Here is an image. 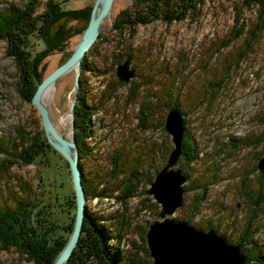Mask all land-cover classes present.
<instances>
[{
    "label": "rangeland",
    "instance_id": "1",
    "mask_svg": "<svg viewBox=\"0 0 264 264\" xmlns=\"http://www.w3.org/2000/svg\"><path fill=\"white\" fill-rule=\"evenodd\" d=\"M44 1L40 0L37 12L43 9ZM57 1L65 9L91 4V13L95 0ZM134 1H112L79 66L57 77L45 100L58 133L75 142L82 186L83 177L92 184L93 195L84 191V217L89 216L100 228L105 245L112 246L108 251L117 247L113 251L116 264H121L124 251L134 250L135 242L140 261L153 264L145 233L150 223L163 218L159 216L161 205L147 190L174 148L165 127L169 109L177 110L164 105L169 90L170 101L182 111L177 110L183 122L181 153L185 137L193 145L187 162L180 153L171 166L185 176L184 192L181 205L165 217L184 219L203 231L212 229L227 244H239L244 257L245 247L239 241L247 238L251 242L247 246L254 245L264 258V168L260 171L258 167L264 156V24L255 36L249 32L257 21L264 23V8L259 16L255 7L241 6V0H203L193 18L137 24L132 35L113 29V19ZM25 2L0 0V10L10 3L22 6ZM239 27L241 33L236 36ZM81 34L73 36L63 51H51L43 59L44 77L70 56ZM24 41L25 50L31 53L44 50L34 35ZM125 50L131 53L129 60L121 56ZM125 61L133 71L127 80L117 74L118 65ZM18 82L15 61L0 38V139L13 138L18 128L25 127L32 134L42 130L48 143L30 163L11 165L6 177L0 176V189L9 176L6 180L21 186L18 196L36 193V202L60 227L58 232L65 233L68 222L72 230L76 211L69 163L47 139L31 101L37 85L28 100L21 96ZM79 90L84 92L86 113L85 121L75 126ZM123 152L129 154L128 160L138 157L137 179L128 177L129 164L123 162ZM4 156L1 151L0 158ZM114 158L123 164L124 171L114 166ZM260 181L263 185L257 192ZM245 192L262 200L257 198L255 204ZM198 197L197 212L191 217ZM139 228H145L148 256L139 249ZM0 264L31 262L10 248L0 251Z\"/></svg>",
    "mask_w": 264,
    "mask_h": 264
},
{
    "label": "trees",
    "instance_id": "2",
    "mask_svg": "<svg viewBox=\"0 0 264 264\" xmlns=\"http://www.w3.org/2000/svg\"><path fill=\"white\" fill-rule=\"evenodd\" d=\"M134 2L132 7L122 9L116 15L115 19H113V29L118 32L126 30L128 34L132 35L137 24H145L153 20L170 23L173 20H181L187 16L193 18L197 14L198 7L203 0H135ZM39 4L40 0H26L22 6L10 3L0 10V38L5 40L6 52L15 61L19 73V92L23 98L28 100L36 85L44 77L45 63L41 64L43 59L51 51H63L73 36L81 34L87 25L91 9V4L78 9H65L57 0H45L43 9L41 12H37ZM241 6L246 8L255 7L260 16L264 8V0H241ZM263 24L261 21L254 23V27L249 29L251 36H255L261 30ZM237 29L236 36L241 33L242 28L239 27ZM28 35H34L38 38L44 50L37 53L25 50L24 39ZM124 53L125 55L121 56L129 60L131 53H128V50H125ZM79 81L81 89L83 78L80 77ZM81 93L83 94L84 92L79 90V101L75 107V126L85 121L83 114L86 113V106L82 102ZM171 97V92L169 90L166 91L165 100L167 101L164 102L165 107H176L177 110L181 111L176 102L170 101ZM145 107L147 106L145 105ZM143 123L145 124V122ZM183 140L181 154L182 159L187 162L193 143L186 137ZM0 145V152L3 151L5 153V156L0 158V176L2 178L7 176L6 172H9L8 168L11 165L17 162L22 164L30 163L35 156L48 147L42 130L35 131L32 134L26 131L25 127L18 128L16 136L13 138L0 139ZM6 147H9V149H6ZM122 154L125 155L126 159L123 162L129 164L128 177L130 178L131 176L137 179L136 166L138 157L128 160L129 154L124 152ZM113 163L116 168L123 169V164L121 163L120 165L115 158ZM1 173H6V175L3 176ZM6 179L3 181V188L0 189V251L13 248L31 264H51L55 255L67 240L71 230V223L68 222L63 228L65 233H59L58 229L60 227H57L56 222L49 218L45 209H43L44 207L36 202V193L28 195V192L25 194V196L27 195L26 197L18 196L17 190L21 188L18 185L19 183L14 182V184L9 180L10 178ZM147 179L150 182L152 178L148 177ZM91 185L83 177L85 195H93L91 193ZM262 185L263 183L260 181V188L256 189L257 192ZM103 194L99 193V196ZM245 194L248 195L253 203L256 204L259 201L257 199L260 198L257 197L258 195L255 198L253 197L255 195L250 192H245ZM260 199L262 200V198ZM199 200L200 197L192 205L191 217L197 212ZM122 224L121 230L123 229ZM138 233L142 242L139 249L145 256H148L144 243L145 228L138 230ZM117 236L118 239L122 237L119 233ZM239 242L245 247L247 264H264V258L258 255L254 245L247 246L251 244L250 240L247 238L244 240L241 237ZM134 244L133 251L129 249L122 254L121 264H150L149 261H140V257L135 253L137 243L135 242ZM107 247L111 249L112 246L105 245V239L100 228L86 215L83 219L79 239L65 264H116L118 259L113 251H116L115 248L117 247H114L112 252L108 251Z\"/></svg>",
    "mask_w": 264,
    "mask_h": 264
},
{
    "label": "water",
    "instance_id": "3",
    "mask_svg": "<svg viewBox=\"0 0 264 264\" xmlns=\"http://www.w3.org/2000/svg\"><path fill=\"white\" fill-rule=\"evenodd\" d=\"M112 1H94L88 24L70 56L37 84L31 99L37 107L47 139L68 160L76 202L73 228L52 264H64L76 245L83 224L86 199L75 142L58 133L49 117L48 108L43 102L42 95L44 90L52 85L57 77L69 69L79 66L85 51L97 38L101 22L108 15ZM127 65L126 61L118 65L117 74L120 79L127 80L133 75V71L128 69ZM74 87L76 92L77 77ZM74 101L73 98L71 112ZM165 127L172 135L174 148L169 154L168 162L157 172L155 179L150 183L147 190V193L151 194L161 205L159 216L163 218L150 223L145 233L153 264H245V257L239 244H227L212 229L203 231L188 225V222L184 219L165 217L181 205L184 192L182 183L185 176L180 169L171 167L181 153V136L183 132L181 114L176 109H169ZM258 167L260 171L263 170L264 156L259 159Z\"/></svg>",
    "mask_w": 264,
    "mask_h": 264
},
{
    "label": "bare ground",
    "instance_id": "4",
    "mask_svg": "<svg viewBox=\"0 0 264 264\" xmlns=\"http://www.w3.org/2000/svg\"><path fill=\"white\" fill-rule=\"evenodd\" d=\"M52 90H53V87L51 85H49L43 92V95H42V99H43V102L46 104L47 102L45 100H47L49 98V96L51 95L52 93Z\"/></svg>",
    "mask_w": 264,
    "mask_h": 264
}]
</instances>
